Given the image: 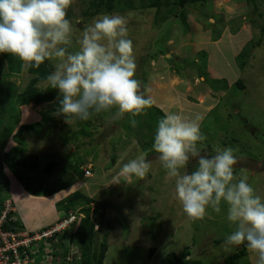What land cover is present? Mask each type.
<instances>
[{
  "label": "rangeland",
  "instance_id": "374dc122",
  "mask_svg": "<svg viewBox=\"0 0 264 264\" xmlns=\"http://www.w3.org/2000/svg\"><path fill=\"white\" fill-rule=\"evenodd\" d=\"M92 1L100 2L73 0L67 10L73 27L70 51L78 49L83 30L99 16L86 15L95 12ZM148 1L123 0L120 9L106 13L127 20L137 63L135 78L141 82V92L165 113L177 112L185 118L203 114L201 131L207 139L202 154L210 156L217 148H233L237 179L247 176L256 193L264 197V0H255L253 5L248 0L198 2L180 16L172 7L158 11L157 7L143 6ZM0 64L2 84L13 95L6 100L0 124L1 195L7 187L13 188L7 205L18 210L19 203L28 232L26 221L29 225L31 215L32 220L48 224L37 230L55 225L63 215L57 203L81 191L94 198L87 206L92 208L96 222V248L100 249L103 242L108 244L105 264H226V258L243 247L225 251V238L235 228L226 219V205L219 214L209 209L201 220L187 218L175 199V182L166 176L152 148L154 132L148 125L139 124L147 110L135 118V127L128 115L112 121V112L94 114L87 120L88 127L78 120L68 123L57 115V90L51 101L18 106L15 95L36 75L29 73L19 58L7 53L0 54ZM238 80L243 87L236 83ZM38 86L52 90L47 89L46 81ZM18 113L14 133L23 124L35 123L37 129L25 130L18 139L10 136L5 141L4 130ZM15 146L24 148L28 159L37 162L33 171L22 169L30 175L31 182L39 188L57 186L58 192L36 196L17 183L2 159ZM140 155L151 165L148 174L132 185L111 184L123 164ZM53 161L59 162L58 167L47 173L45 168ZM195 167L193 159L187 170ZM41 178L44 180L40 183ZM85 205L79 203L72 211L79 212V217ZM13 215L19 216L16 212ZM78 224L44 240L42 251L40 246L35 249L40 250L38 263L53 260L56 264H82L81 249L74 236ZM238 264H253L248 250Z\"/></svg>",
  "mask_w": 264,
  "mask_h": 264
},
{
  "label": "clouds",
  "instance_id": "9594fccd",
  "mask_svg": "<svg viewBox=\"0 0 264 264\" xmlns=\"http://www.w3.org/2000/svg\"><path fill=\"white\" fill-rule=\"evenodd\" d=\"M72 3L0 0V54L19 58L25 68H39L49 62L47 89L57 90V115L66 122L112 112V121L128 115L135 127V117L145 114L153 101L141 92V82L135 78L137 63L127 20L121 15H99L83 30L78 49L70 51L73 27L67 10ZM204 118L200 113L185 118L166 112L156 124L152 148L166 176L174 180L175 199L187 218L201 220L209 209L219 214L226 205V219L235 228L225 238V251L244 246L253 264H264V197L256 193L247 176L237 179L233 148H217L210 156L202 154L207 139L201 131ZM193 159L196 167L188 171ZM150 168L140 155L124 163L111 184L132 185Z\"/></svg>",
  "mask_w": 264,
  "mask_h": 264
},
{
  "label": "trees",
  "instance_id": "16d2710c",
  "mask_svg": "<svg viewBox=\"0 0 264 264\" xmlns=\"http://www.w3.org/2000/svg\"><path fill=\"white\" fill-rule=\"evenodd\" d=\"M162 0H149L148 3L144 2L143 6L147 8H154L159 11L161 8L164 7V9L169 10L167 8L172 7L171 9L174 10L176 14L184 15V10L188 9V7L191 4L194 3H207L211 0H163V4H161ZM255 0H248L250 4L253 5V2ZM114 3L117 4V6H114ZM123 3V0H100V2L92 1L91 5L93 8H95V12H92L89 15V17H93V15H101L112 12L113 8H121V4ZM168 17H165L166 19ZM248 18V17H247ZM163 53V55H166V52L160 51ZM155 54V53H154ZM169 54V53H168ZM152 56V54H150ZM169 56H171L169 54ZM176 57V56H173ZM146 59V58H145ZM143 58V60H145ZM2 61V60H1ZM4 62L2 61V64ZM1 65V64H0ZM29 73H32L36 75L29 83V85L20 93L14 94L16 96V102L18 106L27 105L32 102L35 104H40L44 101H51L55 97V89L52 90H42L39 88L38 84L42 81H46V76L49 74V62L46 61L44 64H42L39 68H28ZM240 87H243L242 81L238 80L236 82ZM219 88V87H218ZM217 88V90H219ZM146 88L144 87V90ZM13 95H11L8 90L3 86L2 79H0V124L3 123V117L4 114L2 111L5 110L6 106V100L11 98ZM147 115L144 119H141V123H139L141 126L148 125L149 130L154 132V127L157 124V120L155 118L163 117L164 111L156 105H152V107L147 109ZM17 115V114H16ZM18 116H15V119L9 122V124L6 126V130H4L3 137L5 141L8 140L10 136H13L14 139H18L20 134H22L25 130L33 129L36 130L37 126L36 124H23L20 126L17 132L14 133V130L18 124ZM135 118H139L135 117ZM156 120V121H155ZM152 121V123H150ZM81 123L88 127V121H81ZM130 131H134V128H130ZM23 152L22 156H19ZM3 164H7L11 171L14 173V175L17 177V179L22 183L23 187L29 191L32 195L36 196H51L55 194L57 191V186H50V187H43L41 186L36 187L29 178L30 175L25 173L22 169H25L26 172L29 170H34L36 168L37 162L30 161L28 157L25 155V149L21 148L19 146L13 147L9 152H5L3 154ZM115 161V159H114ZM57 161H53L47 164L45 171L47 173H52L57 167H58ZM23 167V168H21ZM3 171V166H2ZM4 173V172H3ZM5 175V174H4ZM44 178L40 179V183L43 182ZM67 183V182H66ZM3 190V187L0 185V213L3 208V204L7 199L12 198V194L10 192V188L7 187V192H3V196L1 195V192ZM60 190V189H59ZM94 201V198H91L90 196L82 193L81 191H77L68 198H65L64 200H61L57 203L58 210L63 212V215L61 218H64L68 215V213L72 210H76L75 207L82 203L83 206L81 208V212L85 214V216L82 218L78 228L76 229V233H74V236L77 240L78 245L80 246V249L82 251V264H105V257L106 253L108 251V244L106 242H103L100 245V249L96 248L98 245L97 232H95V221L92 216V208L90 206H87L90 202ZM13 213V212H12ZM77 212L76 214H78ZM18 220L16 224H19L20 227H24L23 220L17 216ZM96 244V245H95ZM187 253V251H186ZM247 253L246 247H242L239 250H236L232 254H230L226 260V264H238V260L242 257H244ZM189 255V254H186ZM176 257V255H174ZM177 258V257H176Z\"/></svg>",
  "mask_w": 264,
  "mask_h": 264
},
{
  "label": "built area",
  "instance_id": "2783aa9c",
  "mask_svg": "<svg viewBox=\"0 0 264 264\" xmlns=\"http://www.w3.org/2000/svg\"><path fill=\"white\" fill-rule=\"evenodd\" d=\"M7 201L4 202L0 213V264H39L37 256L40 253L42 242L53 239L58 232H63L72 226L83 215L78 217L75 212L71 211L51 228L28 232L25 227L16 224L18 218L12 212L17 213V211L9 209ZM39 246L40 250H35ZM34 252H36L35 256ZM41 264H56V262L45 260ZM61 264H68V261L61 262Z\"/></svg>",
  "mask_w": 264,
  "mask_h": 264
},
{
  "label": "crops",
  "instance_id": "0c3cea01",
  "mask_svg": "<svg viewBox=\"0 0 264 264\" xmlns=\"http://www.w3.org/2000/svg\"><path fill=\"white\" fill-rule=\"evenodd\" d=\"M179 73V72H178ZM180 73H182V71L180 72ZM164 111V110H163ZM164 113H165V111H164ZM16 181H17V183L19 184V185H21V187L24 189V187H23V185H22V183L19 181V180H17V178L15 177L14 178ZM13 181V180H12ZM11 181V186L13 187V185H14V183ZM11 189H13V188H11ZM10 189V192H11V194L13 195V192L14 191H12ZM12 199V198H11ZM14 203H15V198H14ZM16 206L18 207V210H17V213L20 215V217H21V215L23 214V212H22V208H21V206L19 205V203H17L16 204ZM45 207H40V209L42 210V212L44 213V212H46V210L44 209ZM24 215V214H23ZM31 217H32V215H31ZM31 217L29 218V220H30V223H29V225H28V221H26V224H27V227L29 228V230H37V229H40V228H42V227H44V226H47L48 224H44V225H42L43 224V222H41V223H39V221H35V220H32L31 219ZM26 226V225H25Z\"/></svg>",
  "mask_w": 264,
  "mask_h": 264
},
{
  "label": "bare ground",
  "instance_id": "6f19581e",
  "mask_svg": "<svg viewBox=\"0 0 264 264\" xmlns=\"http://www.w3.org/2000/svg\"><path fill=\"white\" fill-rule=\"evenodd\" d=\"M76 214V213H75ZM76 215H78V214H76ZM71 216V215H70ZM60 220H58L56 223H58ZM55 223V224H56ZM58 225V224H57ZM52 226H54V225H52ZM52 226H50V227H45V228H43V229H41V230H35V231H33V232H38V231H42V230H45V229H48V228H51ZM30 231H32V230H30ZM58 234L59 235H61V232H58Z\"/></svg>",
  "mask_w": 264,
  "mask_h": 264
}]
</instances>
